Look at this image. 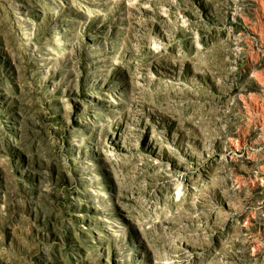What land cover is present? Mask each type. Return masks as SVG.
I'll return each instance as SVG.
<instances>
[{"label":"rangeland","instance_id":"obj_1","mask_svg":"<svg viewBox=\"0 0 264 264\" xmlns=\"http://www.w3.org/2000/svg\"><path fill=\"white\" fill-rule=\"evenodd\" d=\"M0 264H264V0H0Z\"/></svg>","mask_w":264,"mask_h":264}]
</instances>
